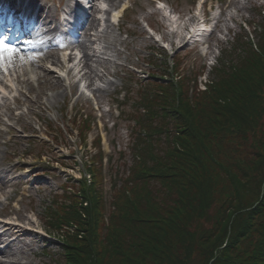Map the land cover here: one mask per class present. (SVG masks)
<instances>
[{
	"label": "trees",
	"instance_id": "obj_1",
	"mask_svg": "<svg viewBox=\"0 0 264 264\" xmlns=\"http://www.w3.org/2000/svg\"><path fill=\"white\" fill-rule=\"evenodd\" d=\"M261 42L260 54L236 53L242 66L220 69L198 112L184 100L168 111L179 129L175 148L132 179L144 185L139 211L122 199L104 243L107 264H264V36ZM230 135L253 156L240 161L235 146L221 150ZM90 238L101 244L99 232ZM92 252L85 243L78 264H104Z\"/></svg>",
	"mask_w": 264,
	"mask_h": 264
},
{
	"label": "rangeland",
	"instance_id": "obj_2",
	"mask_svg": "<svg viewBox=\"0 0 264 264\" xmlns=\"http://www.w3.org/2000/svg\"><path fill=\"white\" fill-rule=\"evenodd\" d=\"M38 1L42 5L44 4L43 6L45 8L46 15L57 19L55 21L56 23L62 16L63 10L67 9L69 0ZM147 1L148 0H104L103 6L110 8L111 11L108 13L102 12L101 16L107 18V16H110V13L116 8L125 6L129 3L132 4V8L125 14L126 16L124 19L127 27L135 31L145 30L146 25L140 23V20H142L141 16H144L145 19L149 20V22L155 27H159V25L162 24V33L165 34L166 32L172 39L173 35L171 34V28L166 27V19L158 13L154 14L152 4H148ZM166 2L170 4V6L166 5L169 13H173V7L176 12L180 13L181 17H189V10L195 9L198 1L166 0ZM258 3L263 4L264 0H208V7L205 8L207 20L210 21V24L214 20L221 21V25L218 29V35L214 37L211 36L209 39L206 37V41L210 45L209 48H207L206 44H203L201 47H199L201 44H196L194 48L188 45L181 47L180 52L187 53V60H184L185 65L187 64L188 66L193 67L195 62L197 68L204 65L206 57H203L200 54V48L202 53L208 49V62H213L216 57L218 61L221 60L222 62H225L226 56L224 53L228 54L230 50L233 51L235 49L238 43L237 39H239V42L246 41L243 30H240V24L246 19H248V21H262V17L255 9V5ZM202 9L204 10V8ZM150 11H152V13H150ZM139 18L141 19L139 20ZM196 20L197 19L195 17L184 20V22H182V26H190L192 25V22H195ZM186 21L188 25L185 24ZM103 23L104 26L101 25L99 28L97 27L98 22L94 23V25L87 26L86 31L88 32V36L86 41L87 44H94L97 54H100L99 51L102 46H106L108 42H114L113 45L115 47L109 48L105 56L116 59L117 65L114 63L113 66L105 63L100 64L98 61L93 60L90 62L91 65L95 69L98 68L97 71L100 74L103 73L102 71H106V66H109L112 72H114L116 66L122 67L123 64L128 63H135V65L143 67V59L145 57L144 53H146L144 46H148L151 44L150 41H153V39H150V34L145 32V34L139 35L137 38L136 36H132L125 40L123 33H120L117 25L112 24V27L108 26L106 28V25L109 23H106L105 20ZM106 33L109 35L107 39L102 38L97 41L99 34L101 35ZM185 34L186 32L182 30L180 42L184 41ZM156 38H159V36H156ZM174 49H177V46L174 47ZM89 51L94 53L93 49ZM76 62L74 63V66ZM7 64L9 63L7 62L6 65ZM47 67L52 68V70H56H51V72H53L56 79L60 78V75L63 72L62 70L57 69L55 65H47ZM18 69L19 68H17V70ZM66 70L67 67L64 68L65 75H63V77L66 79L64 78L65 81L62 84V88L55 90L46 89L42 92V88L38 89L37 82L34 81V85L36 87L35 92L30 93L27 87L23 88V94L20 96L23 104L18 105L15 101L13 103V99H9L7 100V107L3 106L2 109L0 107V110L2 111L0 121V133L2 134H0V164H2V167L7 170V178L11 179L13 183H15L14 186H10L11 183L6 187H1L0 185V216H9L12 220H19L25 224L30 223L34 227H43L44 229L47 222L46 207L48 206V203H51L58 194L61 195L60 197L68 198L67 195H62V190L66 186H73L77 189V187L82 184L79 177L81 176V173L84 172L85 166L82 161L83 154L78 152V149L80 145L84 144V142L80 139V133L77 128L74 127V125H77V120L81 113V106L88 108V111L92 112V108L95 104L107 105L110 98L109 95L112 94L114 88H116L118 92L122 90L121 88L124 85L126 89L127 96L124 101L115 98V100L119 103V111L112 114L101 110L104 114V131H102L100 123L96 122L97 119L95 112L93 113L94 121L89 119L83 124L85 130L88 123L91 128L88 148L91 147L92 140L95 137L100 134L102 135L101 145L104 148L105 158L101 178L103 179L102 187L104 191L107 192L108 200L111 194L113 195V202L114 200L117 201L118 197V194L112 189L115 180L118 181L119 179V177L115 175L114 171L118 170L120 166V172L121 174H124L127 170L131 169V158H135V153L132 150H129L130 138L128 137L132 127L131 120H129L131 104L134 100H137L136 96H132L131 94V78L125 75L121 71V68H118L117 75L112 73L110 77L105 76L101 80L106 82H112L113 80L115 86H113L108 92L103 90L102 92L96 93L91 90L94 94V98L90 100L86 95H83L79 99L78 104L75 106L78 92L76 88H72L70 85V81L72 84V79H68ZM206 74H208V70ZM124 77H128L127 81L123 80ZM95 81L100 82L99 79H95ZM106 82H104L105 85L107 84ZM4 100V98L0 97L1 104L5 103ZM34 100H36V102L39 100L41 104L35 103ZM85 104H87L88 107ZM46 105H48L50 109L42 110V108ZM110 106L112 107L111 103ZM18 108L23 112L22 116H18L16 114L15 111ZM119 112L124 114L117 117ZM114 117L116 118L117 125L112 127ZM109 118H111L110 121H108ZM50 124H55L56 126H53L51 130L48 131L47 126ZM11 129H14L18 133L20 140L18 142L13 140L11 143L6 144L12 136L9 132H7V130ZM32 133H39V137H37L36 141L31 139L34 138L31 137ZM43 134L46 135L44 138H42ZM231 136L232 135L226 138V144L221 150L228 151L235 146L236 150L232 152V155L234 159L240 161L244 160L246 157L253 156L252 152L255 151L254 148L252 149L251 147H246L245 145L241 146V144L245 143L240 138L231 140ZM254 138L255 135L251 134L250 141L253 142ZM114 142H117L118 144L120 143L121 148L126 152L125 156L120 155L118 152L119 147L116 146ZM54 143L56 145H54ZM163 145L165 146V144ZM18 148H21L22 150L29 149L31 151L27 154H16V149ZM50 150L55 151L57 156H53ZM13 153L15 155H13ZM257 153L258 154L252 159L258 155H262L260 151ZM42 154H46V156L40 160ZM108 160L111 164L108 163ZM263 177L264 171H261L260 178ZM44 184L47 186L41 189L40 187ZM152 186L154 190L158 189L156 181L152 183ZM30 189H34L32 195L33 198L30 196ZM245 203L251 204V201L249 200ZM30 205L35 206V211L27 210V207ZM19 209H22L23 211L19 213ZM50 234L54 237H58L59 234L61 235L63 232H59V234ZM32 238L34 237H28L26 239L30 242ZM53 242L55 244L51 245L48 249V254L50 256L52 254L51 261L49 255L46 256L43 254V249H41L42 244L37 246L34 244L31 245L27 242L13 246L11 248L12 256H9L6 260L9 261L12 257H18V260L20 261L19 264H60L65 259L62 253H60L61 244L58 239L53 240ZM22 248L24 251L21 253L20 249Z\"/></svg>",
	"mask_w": 264,
	"mask_h": 264
},
{
	"label": "bare ground",
	"instance_id": "obj_3",
	"mask_svg": "<svg viewBox=\"0 0 264 264\" xmlns=\"http://www.w3.org/2000/svg\"><path fill=\"white\" fill-rule=\"evenodd\" d=\"M22 1H28L27 4L32 5L33 4V0H22ZM36 9V8H34ZM41 12H39L40 14ZM57 19L53 18L52 16H47L46 19L44 20V25H48L49 22L55 23L54 21H56ZM88 25H94V23L97 22L96 19H94V17H90L88 19ZM6 25L1 29L0 32V38L4 37L6 34V29H5ZM59 26H55L56 30ZM52 30H47L44 35L41 37V40L43 37L48 36L50 33H52ZM16 34H19V32H15ZM15 34V35H16ZM14 40V37L9 38L6 43L9 45V42H12ZM49 45L50 42H40L36 45L37 50L33 51L35 54L32 55H28V52L30 51V48H24L22 49L21 47L17 46V45H10V46H14L17 49H19V52L17 54H14L12 56V60L16 63H21L20 65L22 66L23 62L21 59V55L25 54L26 55V61L32 65H37V67H35V71H36V81L38 83V87L42 88V92L45 91L46 89H58V88H62V82L61 80L58 78L56 79L55 76L52 74L51 70H49L48 68L45 67V63L46 62H51L53 65H56L57 67L63 68L66 66V63H64L62 61V58L60 57V54L53 50V49H49ZM78 46L80 47V49L83 52V56L80 59V61H82L83 66L81 69L76 70L74 67H69V74H75V72H83V78H85L86 80H88L90 82V84L93 83V80L97 77V78H101L100 75L97 74V72L91 67L90 65V61L93 59V57L95 56H91L88 55V51L86 50L87 45L85 44L84 40L81 39L78 43ZM37 57L40 58V62H37ZM64 59H68V61H71L72 57L71 54L69 56L65 55ZM38 70H42V72H37ZM24 72H22L21 74H18L16 76L15 79H17L19 85L22 86H26L28 88L29 92H34L36 91V88L33 84V82L29 79V78H24L22 80V78L20 77V75H24L27 74L28 71L26 69H23ZM32 72V71H31ZM1 73V70H0ZM8 75L11 76L10 72L8 73ZM74 76V75H73ZM4 86H7L6 83H4L3 81H1L0 79V88L2 90L5 91ZM22 91V90H21ZM18 103L21 104V102L18 100ZM37 104H41L39 102V100L36 102ZM34 104V103H33ZM44 109H50V107L48 105H46L44 107ZM12 113V112H11ZM0 118H1V114H0ZM20 140V138L18 136H16V141L18 142ZM30 151L28 149H24L22 150L21 148L16 149V154L17 153H29ZM1 167V165H0ZM7 174H6V169L4 168H0V183H2L3 185L6 184H10L12 182L7 181L6 179ZM44 187H46L47 185L44 184ZM22 229H17L15 231H18V237L20 238V236H24V235H29V231H31L30 229H25L24 227H21ZM6 234L0 235V241H4L2 243V245L4 244V247L0 249V264H18V260L16 259V257H13L12 260L10 262H6V259H3L4 257H9L10 255H12V244L11 242L3 239Z\"/></svg>",
	"mask_w": 264,
	"mask_h": 264
},
{
	"label": "snow or ice",
	"instance_id": "obj_4",
	"mask_svg": "<svg viewBox=\"0 0 264 264\" xmlns=\"http://www.w3.org/2000/svg\"><path fill=\"white\" fill-rule=\"evenodd\" d=\"M19 49L8 45L4 39H0V60L10 59L14 54H17Z\"/></svg>",
	"mask_w": 264,
	"mask_h": 264
}]
</instances>
